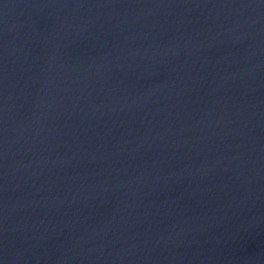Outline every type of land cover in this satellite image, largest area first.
I'll list each match as a JSON object with an SVG mask.
<instances>
[{
  "label": "water",
  "instance_id": "95a60500",
  "mask_svg": "<svg viewBox=\"0 0 264 264\" xmlns=\"http://www.w3.org/2000/svg\"><path fill=\"white\" fill-rule=\"evenodd\" d=\"M0 264H264V0H0Z\"/></svg>",
  "mask_w": 264,
  "mask_h": 264
}]
</instances>
